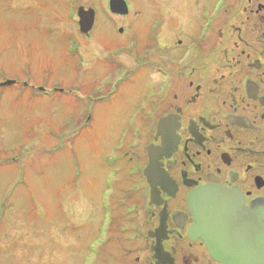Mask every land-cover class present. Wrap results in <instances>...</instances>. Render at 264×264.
<instances>
[{"label": "flooded vegetation", "instance_id": "obj_1", "mask_svg": "<svg viewBox=\"0 0 264 264\" xmlns=\"http://www.w3.org/2000/svg\"><path fill=\"white\" fill-rule=\"evenodd\" d=\"M156 8L145 48L122 51L129 61L110 51L114 66L151 76L128 115L143 129L120 154L136 199L122 214L121 200L100 203L97 226L128 217L121 264H264V0Z\"/></svg>", "mask_w": 264, "mask_h": 264}, {"label": "rangeland", "instance_id": "obj_2", "mask_svg": "<svg viewBox=\"0 0 264 264\" xmlns=\"http://www.w3.org/2000/svg\"><path fill=\"white\" fill-rule=\"evenodd\" d=\"M127 1L121 16L108 0H0V82L30 84L0 86V264H90L94 251L95 264H121L133 246L128 217L97 226L100 203L121 200L114 213L122 214L136 199L132 162L120 154L143 129L128 115L151 74L126 73L105 48H145L158 0ZM79 4L97 11L90 35L78 30Z\"/></svg>", "mask_w": 264, "mask_h": 264}, {"label": "water", "instance_id": "obj_3", "mask_svg": "<svg viewBox=\"0 0 264 264\" xmlns=\"http://www.w3.org/2000/svg\"><path fill=\"white\" fill-rule=\"evenodd\" d=\"M109 3L112 12L120 14H125L128 12L126 0H109ZM77 13L79 15L80 30L83 32H88L94 23L95 10L91 7L86 9L84 6H80L77 10ZM11 82V80H8L4 82V84H9Z\"/></svg>", "mask_w": 264, "mask_h": 264}]
</instances>
